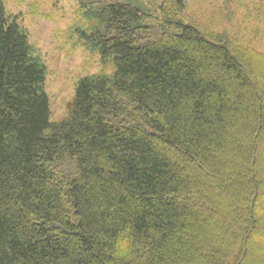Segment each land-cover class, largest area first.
Returning a JSON list of instances; mask_svg holds the SVG:
<instances>
[{
    "label": "trees",
    "instance_id": "trees-1",
    "mask_svg": "<svg viewBox=\"0 0 264 264\" xmlns=\"http://www.w3.org/2000/svg\"><path fill=\"white\" fill-rule=\"evenodd\" d=\"M235 2L236 33L97 3L78 34L111 70L51 121L0 0V264H264V0Z\"/></svg>",
    "mask_w": 264,
    "mask_h": 264
},
{
    "label": "rangeland",
    "instance_id": "rangeland-1",
    "mask_svg": "<svg viewBox=\"0 0 264 264\" xmlns=\"http://www.w3.org/2000/svg\"><path fill=\"white\" fill-rule=\"evenodd\" d=\"M106 1L108 0H3L7 16L15 19L24 30L33 56L39 58L45 67L43 89L49 98L51 121L64 117L79 79L109 73L111 70L109 66L101 63L96 53L84 46L78 34L87 26L85 13L96 7L97 3ZM132 1L145 4L147 8L155 11L157 18L160 17L158 7L163 0ZM183 2L184 15L190 20L202 23L208 29L227 27L229 31L236 33L242 28L244 9L237 7L235 0ZM251 25L260 30L262 28L257 27L254 21ZM258 39H263L261 44L264 45V38L259 36Z\"/></svg>",
    "mask_w": 264,
    "mask_h": 264
},
{
    "label": "bare ground",
    "instance_id": "bare-ground-1",
    "mask_svg": "<svg viewBox=\"0 0 264 264\" xmlns=\"http://www.w3.org/2000/svg\"><path fill=\"white\" fill-rule=\"evenodd\" d=\"M45 92V91H44ZM45 94H46V92H45ZM47 95V94H46ZM48 96V95H47Z\"/></svg>",
    "mask_w": 264,
    "mask_h": 264
}]
</instances>
